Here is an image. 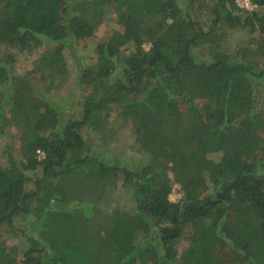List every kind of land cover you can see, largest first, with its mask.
<instances>
[{
	"label": "trees",
	"instance_id": "trees-1",
	"mask_svg": "<svg viewBox=\"0 0 264 264\" xmlns=\"http://www.w3.org/2000/svg\"><path fill=\"white\" fill-rule=\"evenodd\" d=\"M252 3L0 0V135L21 144L0 161V264H264V0ZM106 25L83 65L78 45ZM65 52L80 116L60 125L53 109L47 126L38 108L69 82ZM111 123L131 140L121 161L100 149Z\"/></svg>",
	"mask_w": 264,
	"mask_h": 264
},
{
	"label": "rangeland",
	"instance_id": "rangeland-1",
	"mask_svg": "<svg viewBox=\"0 0 264 264\" xmlns=\"http://www.w3.org/2000/svg\"><path fill=\"white\" fill-rule=\"evenodd\" d=\"M110 26L106 25L101 28V30L97 33V35L92 38L87 40L86 42H81L78 45V53L80 55V60H83V65L90 64L95 62V59L92 57L90 58L89 55H92L91 52L93 51V47L97 45L102 39L107 38L110 35ZM247 35L243 32L241 33H234L230 37L231 43L234 45H239L245 39H247ZM44 47V46H43ZM41 52V50H40ZM40 52L35 51L31 56H29L27 59L24 57L20 59L19 64H18V70L19 73L21 74H29L30 68H31V63L29 62L33 58H38L40 55ZM65 56L67 57L71 76L69 79V82L63 87V89L57 94V95H49L47 97L48 103L51 104L49 106H46L44 104L39 105V110L44 112V123L47 126H52L53 125V115L48 114V111L50 110H57L58 112V118H59V123L60 125H65L67 120L71 117H79L80 116V108L78 105V102L81 101V94L83 92V89L78 86V72L76 69V65L74 64L73 60H71V55L68 52H65ZM37 86L41 88L39 83H37ZM45 92V91H42ZM43 95V94H42ZM46 98L44 96L41 97V100L45 101ZM117 112H119V109H115L113 113V117L111 118L112 121H115V118L117 116ZM43 123V126L45 124ZM112 124V123H111ZM114 126L113 128V135L111 138H107L108 144L107 147L101 146L100 149L104 150L107 155L115 160L121 161L125 158L130 157L132 153L131 149V140L128 137V133L123 130L119 129L115 126V124H112ZM111 126V127H112ZM87 133V130L85 131ZM86 137L89 139V143L91 144L98 143L96 140L92 139V136L86 135ZM6 145L10 146V151L8 154L15 153L17 154L19 152L21 144L20 140L17 137L16 132L14 130H11L8 132V134L5 135H0V161L5 162L7 159L8 154H5L4 151L6 150ZM181 197L180 191L178 189H174L173 192L171 193V200L177 201ZM16 240L10 241V243H15ZM218 254L221 255V258L224 261L234 259L235 256H230L228 255L229 251L228 249H222L218 250ZM229 256V257H228Z\"/></svg>",
	"mask_w": 264,
	"mask_h": 264
},
{
	"label": "built area",
	"instance_id": "built-area-1",
	"mask_svg": "<svg viewBox=\"0 0 264 264\" xmlns=\"http://www.w3.org/2000/svg\"><path fill=\"white\" fill-rule=\"evenodd\" d=\"M236 4L239 8L244 10H252L254 8L252 0H236Z\"/></svg>",
	"mask_w": 264,
	"mask_h": 264
}]
</instances>
